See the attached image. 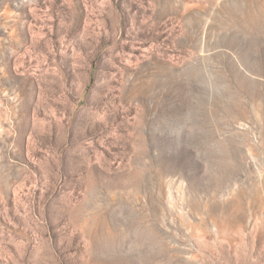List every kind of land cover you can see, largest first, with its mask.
<instances>
[{
	"label": "rangeland",
	"instance_id": "374dc122",
	"mask_svg": "<svg viewBox=\"0 0 264 264\" xmlns=\"http://www.w3.org/2000/svg\"><path fill=\"white\" fill-rule=\"evenodd\" d=\"M0 264H264V0H0Z\"/></svg>",
	"mask_w": 264,
	"mask_h": 264
}]
</instances>
